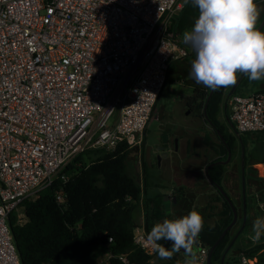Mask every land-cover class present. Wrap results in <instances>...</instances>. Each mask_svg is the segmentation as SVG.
<instances>
[{"label": "built area", "instance_id": "obj_1", "mask_svg": "<svg viewBox=\"0 0 264 264\" xmlns=\"http://www.w3.org/2000/svg\"><path fill=\"white\" fill-rule=\"evenodd\" d=\"M182 9L183 0H0V264H21L9 216L74 158L121 142L140 151L169 65L188 54L175 28ZM227 105L239 134H264V93ZM134 241L153 258L139 227ZM208 251H198L202 264Z\"/></svg>", "mask_w": 264, "mask_h": 264}, {"label": "trees", "instance_id": "obj_2", "mask_svg": "<svg viewBox=\"0 0 264 264\" xmlns=\"http://www.w3.org/2000/svg\"><path fill=\"white\" fill-rule=\"evenodd\" d=\"M183 1V9L175 22L178 34L183 30L192 29L199 16V9L192 4V0H188V3ZM263 1L258 3L255 0L258 9L264 7ZM263 17L264 8L260 9L256 28ZM260 31L264 32V25ZM240 74L237 73V78ZM168 78L166 75L165 83ZM260 80L263 82L258 85L259 89L254 93H264V78ZM254 82L257 81H250L245 75L234 94H240L238 93L240 90H246L247 86L253 85ZM231 86L215 89L205 106L211 88L196 83L189 98L193 111L209 128L203 130L200 138L201 144L209 154L206 164L226 160L228 156L226 146L231 151V158L227 164L213 165L209 167L207 174L203 172L197 176L198 180L205 182L204 186L212 193L207 194L208 197L201 209H196L203 217V227L197 238L201 248L209 250L233 218L229 204L214 184L220 185L229 195L238 215L235 225L214 247L211 264H220L225 248L242 224L241 156L237 170L240 183L238 203L230 195L232 189L228 191L225 187L230 179L228 176L235 175L233 169L237 165L234 159L237 139L240 150L241 142L245 147L249 141L252 144V149L244 152L246 189L255 184L252 183L251 176L256 170L250 166L251 160L253 163L262 164L264 172V134L243 133L239 135V139L226 119L220 120L224 111V99ZM227 117L230 119L229 113ZM146 131L147 128L145 133ZM218 132L222 134L224 142L218 136ZM130 153H133V150L124 142L119 143L114 149L87 150L65 166L61 172V175L65 176L64 179L58 176L51 186L22 202L19 207L22 208V218H18L17 211L9 216L10 230L21 264H102L100 263L101 247L108 249L105 264H180L176 258L160 259L159 256L152 258L134 241V227L136 218L141 212V198L143 188L147 186V178L145 164L142 168V185L130 172ZM260 182L262 188L264 175ZM259 188L257 186L256 190ZM58 192L63 195V202L56 199ZM262 199L263 197L259 200ZM183 202V208L186 210H172L171 214H166L160 209V196L145 198L143 207L146 231L150 232L156 223L164 219H176L187 215L194 202L190 197H186ZM250 202L251 199L247 198L245 227L227 253L224 264H240L242 256L255 259V264H264V235L258 242L244 238L253 227V219L258 216L264 217L257 208L251 213Z\"/></svg>", "mask_w": 264, "mask_h": 264}, {"label": "clouds", "instance_id": "obj_3", "mask_svg": "<svg viewBox=\"0 0 264 264\" xmlns=\"http://www.w3.org/2000/svg\"><path fill=\"white\" fill-rule=\"evenodd\" d=\"M192 4L199 16L183 33V41L196 50L190 73L195 81L215 90L235 85L238 72L250 81L264 78V32L256 28L260 9L255 0H192ZM202 227L203 217L193 209L181 218L156 223L146 241L160 259H170L183 249V264H202L194 248ZM252 232L258 242L264 235V217L254 220ZM162 240L171 242V248L158 243Z\"/></svg>", "mask_w": 264, "mask_h": 264}, {"label": "rangeland", "instance_id": "obj_4", "mask_svg": "<svg viewBox=\"0 0 264 264\" xmlns=\"http://www.w3.org/2000/svg\"><path fill=\"white\" fill-rule=\"evenodd\" d=\"M264 4V1H263ZM264 8V7H263ZM262 8V9H263ZM189 30V29H186ZM183 30L181 31L178 35H177V40L179 42L180 45H182L183 47H189V44L185 43L183 41V33L186 31ZM190 31V30H189ZM193 49V47L188 48V54L187 56H185L183 58V62L186 65H192V62L195 60L194 57H196V52L194 53V57L189 56V52H191ZM187 59V60H185ZM189 66V67H190ZM177 75L180 77V79H170L168 80L163 89L161 90V94H160V98L158 100L157 105L155 104L154 109H153V117L154 119L152 121L149 122L148 126H147V131L144 134V138H143V142L140 148V151L138 152L137 150L133 151V153H130V157H129V162H130V172L133 173L135 175V177L137 178L139 184L142 185V168L144 164H148V166H152V165H156L157 161V156H159V152L156 150L155 148V143L157 140V136H158V132H159V127H160V123L165 124L168 123L169 121H172L171 119L174 118V121H176L175 123H173L172 132H175L176 130V126H177V134L180 136H184V138H188L190 139L191 143L195 146V151H194V156H192V160L194 163L197 164H201V166H203L206 161H208V156L209 154L206 152L205 147L201 144V136L203 134L202 130L200 129L202 126V121L198 122L197 125H194L192 123H194L192 116L190 114L186 115L185 111H188V108L186 106H184L183 102H180L181 100H184L186 96L190 95L192 93V89L189 86V84H191L190 82V78L189 76H185V74L182 72V70L177 72ZM182 77H187L186 79L184 78L182 80ZM263 81H257L254 82L253 85H249L247 86L248 88H246V90H240L238 93H240L241 95H247V94H251L254 93V91L259 89V84H261ZM237 94V95H240ZM228 105H227V110L226 113L228 114ZM220 120L223 121V119L225 118L223 114H221L220 116ZM177 124V125H176ZM180 126V127H179ZM200 130V131H199ZM253 135H255V133H253ZM249 136V135H248ZM182 148L185 147V139H182ZM235 152H234V159H235V163L237 165H235V168L233 169L235 171V175L231 176L229 175L228 178L229 182L226 183V189H228V191H230L229 189H232V191H230V195L232 196V198L234 199V201H236L238 203V199L240 197V183H239V175H238V163H239V156H240V148H239V143H238V139L235 142ZM244 147V152H246V150L249 152L252 149V144L247 143V147H245V145L243 144ZM174 151V148L170 145L167 146V149L164 151L166 153L165 157H160V160L162 159H167V158H171L172 157V152ZM180 154L183 155L184 154V149L180 150ZM196 155H198L196 157ZM192 162V163H193ZM251 165L256 171L255 173H253V175L251 176V178L253 179L252 183L254 185H250L248 187V189H246V199L250 198L251 202L250 205L252 203V207H251V213L255 212L256 210H253L254 208L257 210H259L260 212H262V214L264 215V184L263 187L261 188V182L260 179L263 177L264 172H263V165L260 163H253V161L251 160ZM193 163V164H194ZM237 173V175H236ZM231 181V182H230ZM257 186L260 187L258 190ZM262 200H259L260 198H262ZM142 208V206H141ZM144 211V210H141ZM18 214L20 216V218H22V208L18 209ZM141 212L140 214L137 216L136 218V224H139L141 221ZM256 219V218H255ZM253 219V222L254 220ZM238 224V223H237ZM254 233L252 232V229H250L244 236V238L253 241L252 237H253ZM169 249V248H168ZM100 252H101V259H105L106 256V248H100ZM254 263H255V259H254ZM104 264V263H102Z\"/></svg>", "mask_w": 264, "mask_h": 264}, {"label": "crops", "instance_id": "obj_5", "mask_svg": "<svg viewBox=\"0 0 264 264\" xmlns=\"http://www.w3.org/2000/svg\"><path fill=\"white\" fill-rule=\"evenodd\" d=\"M262 1L263 0H257L258 3ZM183 5H184V1H183ZM260 9H262V7H260ZM190 47L192 46L189 44V47H183V48H185L188 51V48ZM195 52L196 50L193 48L192 51L189 52V56L194 57ZM189 66L184 64L183 58L180 60L171 62L169 65L170 69L168 68V71H167V76L169 77L168 80L180 79V77L177 75V72L182 70L185 76L187 75L189 76L190 82H191L189 86L192 89L194 84H196L197 82L195 81L194 77L190 75L191 66L190 67ZM184 78L185 77H182V80ZM160 94L156 100V103H155L156 105L160 98ZM190 95L184 97L185 99L179 101V103L180 102L185 103L186 101L189 102ZM223 114H224V111H223ZM193 115H196L197 117L194 118ZM191 116L194 121V123H192L193 126L197 125L198 122L202 121V126L200 129L201 130L209 129L208 126L203 122V120L199 117L197 113L193 111ZM174 133L177 139V150H174L172 152L171 154L172 157L160 160L159 162L156 163L155 166L154 165L148 166V164H145V167H146L145 176L147 178L146 179L147 186L146 187L144 186L143 188V196L141 198V202H142L141 210H144L143 202L145 201V198H153L155 196H160V200H161L160 209L164 210L166 214H171L172 210H186L185 208H183V204H184L183 200L186 197H190L194 202V205L192 206L191 210L193 209L196 210L197 208L201 209V207L203 206V203L206 201L208 197L207 194H212L210 192V189L204 186L205 182L197 179L198 175L203 174L204 168L207 164L205 163L203 166H201V164L194 163L192 160V156L195 155L194 154L195 146L191 143L190 139L188 138L186 139L182 135L179 136L177 134V130ZM182 139H185V144H184L185 147L183 148L181 146ZM181 149H184L183 155L180 154ZM197 156L198 155H196V157ZM142 182H143V175H142ZM202 186H204V189L202 188ZM140 217H141V221L139 224H135V227H139V229L143 230V232L147 235L148 232L146 231V228H145L144 211H141ZM158 243L162 244L166 248L167 247L169 249L171 248V242L169 241L162 240V241H159ZM105 248H106V256L108 257V249L107 247ZM199 249L197 250V252L199 251ZM234 255L232 257H234ZM107 257L104 259L105 262H106ZM153 257H158V254L155 253ZM173 258H176L178 262H180V264H183L184 259H185V253L180 250L178 253L173 254L171 259ZM240 264H244V263H240Z\"/></svg>", "mask_w": 264, "mask_h": 264}, {"label": "water", "instance_id": "obj_6", "mask_svg": "<svg viewBox=\"0 0 264 264\" xmlns=\"http://www.w3.org/2000/svg\"><path fill=\"white\" fill-rule=\"evenodd\" d=\"M263 25H264V17H263L262 21L260 22V24L257 26V30H260L263 27ZM244 76H245V74H243V73L240 74V76L237 78V83L235 85H232L230 87V89L228 90V92H227V94L225 96V99H224V115H225L226 121L230 125V127H231L232 131L234 132V134L236 136H238V137H239L240 134L235 129L234 124L231 121V119H229L227 117L226 109H227V104H228L229 98L231 97V95L234 94V91H235L236 87L238 86V84L240 83L241 79ZM213 92H214V90L213 89H210V91L208 93V96L206 98L205 106L208 103L209 98H210V96L212 95ZM211 126H212V128H214L213 125H211ZM218 136L224 142V139H223L222 134L220 132H218ZM239 139H240V137H239ZM162 143L163 144L168 143V138H167V134L166 133H164L163 136H162ZM240 146H241V187H242V193L241 194H242V204H243V207H242V210H243V219H242V224H241L240 228L237 230V232L233 236L232 240L229 242V244L225 248V250H224V252H223V254L221 256L220 264H224V260H225V257L227 255V253L229 252L231 246L233 245V243L236 241V239L238 238V236L240 235V233L244 229L245 224H246V220H247L246 190H245V160H244V147H243L242 142L240 143ZM226 148H227V152H228L227 159L226 160H219V161H215V162L208 163L205 166V168H204L205 174H207V171H208L209 167H211L213 165H216V164H227L230 161L231 151H230V149H229L228 146H226ZM166 149H167V147L165 148L164 146L157 147L156 150L161 152L159 154V156H157L158 157L157 158V161L158 162L160 161V157H165L166 156V153L164 152ZM174 150H177V140H175ZM214 186L216 187V189L218 190V192L225 198V200L229 204V206H230V208L232 210V213H233V218H232V221L228 224V226L223 230V232L220 235V237L218 238L217 242L211 248H209V251H208V254H207V259H206V264H211L210 259H211V254H212V251H213L214 247L216 246V244L218 243V241L222 238V236L229 229H231L235 225V223L237 221V218H238L236 206L234 205V203L231 200V198L229 197V195L223 190V188L220 185L214 184ZM194 248L196 250H198L200 248V246L197 243V241L194 244ZM181 251L185 253V251L183 249H181Z\"/></svg>", "mask_w": 264, "mask_h": 264}, {"label": "flooded vegetation", "instance_id": "obj_7", "mask_svg": "<svg viewBox=\"0 0 264 264\" xmlns=\"http://www.w3.org/2000/svg\"><path fill=\"white\" fill-rule=\"evenodd\" d=\"M184 106H186L188 108V111H185V114L186 115H188V114L192 115L193 105L192 104L190 105V103L186 101L184 103ZM193 116H194V118L197 117L196 115H193ZM171 120L172 121H169L168 123H165V124L160 123L159 132H158V136H157L158 138H157L156 143H155L156 149L159 146H164L166 148L168 145H170L174 148L175 140H177V139L175 137V133L172 132L171 129H172L173 123H175L176 121H174V118H172ZM176 130H177V126H176ZM164 133L167 134V138H168V143H166V144L162 143V136ZM158 152L161 153L160 151H158ZM240 156H241V154H240ZM240 161H241V157H240Z\"/></svg>", "mask_w": 264, "mask_h": 264}]
</instances>
